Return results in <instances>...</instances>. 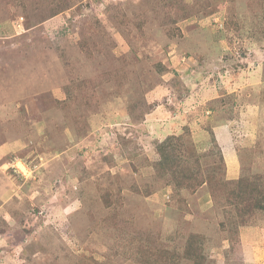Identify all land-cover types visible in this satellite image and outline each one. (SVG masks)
Returning a JSON list of instances; mask_svg holds the SVG:
<instances>
[{"label": "rangeland", "instance_id": "obj_1", "mask_svg": "<svg viewBox=\"0 0 264 264\" xmlns=\"http://www.w3.org/2000/svg\"><path fill=\"white\" fill-rule=\"evenodd\" d=\"M168 132L212 184L160 174ZM243 177L255 199L264 0H0V264H264V211L221 226Z\"/></svg>", "mask_w": 264, "mask_h": 264}, {"label": "trees", "instance_id": "obj_2", "mask_svg": "<svg viewBox=\"0 0 264 264\" xmlns=\"http://www.w3.org/2000/svg\"><path fill=\"white\" fill-rule=\"evenodd\" d=\"M180 8L184 10V5H181ZM54 9L53 12L55 13L57 9L56 7ZM172 33L175 34L173 31ZM186 129L189 128L187 127ZM212 133V139L216 140L213 131ZM157 149L160 157L155 165L158 167L160 174L168 179H173L174 184H177L179 187H187L186 181L203 174L204 171H207L209 174V179L203 180L201 178H195L193 179L195 180L193 181L194 183H189L191 184V188L194 186L197 187L204 181L212 184L214 179L217 178L216 165L211 163L208 165V168H206V166L203 168L201 165V159L204 155L198 153L196 150L193 151V149H190L186 144L184 135L175 133L173 135H167V137L158 144ZM218 150L221 153V150ZM222 160L224 161L223 155ZM247 181L248 180L246 178H241V180L237 182L236 187L228 189L227 192L230 204L235 205L237 211L234 212L235 214L227 220L228 223H221V226L223 228H227L228 225V228L232 232L238 231L240 225L245 226L249 224L248 221L250 219L251 211H264V189L255 199H252L249 195L252 193L250 191L251 186L247 184ZM189 238L190 242L195 244L198 242L199 235L191 234ZM183 255L186 258L193 259L194 264H203L204 255L202 254V248L198 247L197 249L195 246H191Z\"/></svg>", "mask_w": 264, "mask_h": 264}, {"label": "crops", "instance_id": "obj_3", "mask_svg": "<svg viewBox=\"0 0 264 264\" xmlns=\"http://www.w3.org/2000/svg\"><path fill=\"white\" fill-rule=\"evenodd\" d=\"M168 134H170V132L166 133L165 136L168 135ZM230 138H231V137H229V139H230ZM227 145H228V144H227ZM227 145H226V147H225V150H223V152H224V154H225V157H226V155H227V156H231V155H233V154L231 153V151H230V148H229ZM223 146H224V145H223ZM226 159H227V158H226Z\"/></svg>", "mask_w": 264, "mask_h": 264}, {"label": "clouds", "instance_id": "obj_4", "mask_svg": "<svg viewBox=\"0 0 264 264\" xmlns=\"http://www.w3.org/2000/svg\"><path fill=\"white\" fill-rule=\"evenodd\" d=\"M170 104V103H169ZM215 136V135H214ZM215 139H217L216 137H215ZM224 157V156H223ZM224 160H225V158H224Z\"/></svg>", "mask_w": 264, "mask_h": 264}]
</instances>
